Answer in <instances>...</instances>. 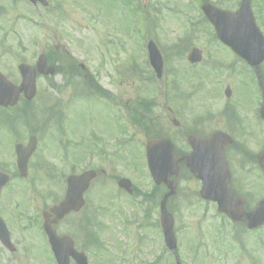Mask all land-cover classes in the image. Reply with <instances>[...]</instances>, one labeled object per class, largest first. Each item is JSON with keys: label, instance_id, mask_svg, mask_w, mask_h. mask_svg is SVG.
<instances>
[{"label": "rangeland", "instance_id": "1", "mask_svg": "<svg viewBox=\"0 0 264 264\" xmlns=\"http://www.w3.org/2000/svg\"><path fill=\"white\" fill-rule=\"evenodd\" d=\"M137 1L48 0L49 7L44 8L22 1L0 0V70L7 76L17 77L14 58L20 48H27L33 54V64L42 53L52 54L51 50L58 47L56 51L70 55L76 65L83 63L84 73L110 93L106 101L99 99L98 93L95 94L98 97L90 95L83 75L70 79L71 85L64 75L56 77L51 84L40 77L34 106L41 108L45 99L47 103L60 100L64 112L62 127L40 133V127L32 125L29 130L39 132L36 135L47 148L41 157L47 164L45 171L56 176V180L45 181L44 187H56L60 190L57 193H63L64 184L57 174L65 176L72 170L80 172L89 167L105 172L88 192L86 208V212L93 211L96 216L98 236L104 246L107 241L132 246L133 236L146 239L136 261L152 264L158 256L160 240L156 234L148 235V227L138 228L137 223L147 226L156 222L158 211L146 204L140 205L142 199L115 194L120 190L114 179L128 178L139 190L151 193L155 185L143 153L148 134L160 133L178 141L179 131H185V135L193 133L192 125L197 126L196 122H200L195 130L201 136L223 131L219 111L232 102L244 116L258 107L260 94L258 98L250 70L229 49L214 41L215 32L201 12L204 1L233 12L239 0H148L145 8ZM139 4L149 9V14L136 13ZM253 8L264 33V0L253 1ZM150 40L162 51L165 69L161 80L155 77V84L146 86L138 76L154 75L143 55L146 53L143 47ZM192 48L200 49L204 55L201 64L194 67L187 61ZM5 49L12 52L5 53ZM173 82L178 95L171 88ZM227 86L232 90L235 87L231 100L224 96ZM191 94L189 101L182 97L176 100L173 96ZM154 100L153 113L148 115L151 125L146 122L145 127L137 120L133 121L136 125L131 124L128 108H135L140 101ZM207 113L213 114L211 122L205 118ZM142 116L141 113L139 118ZM174 121L179 122V128ZM17 126V123L8 125L15 131ZM26 134L24 131L20 135L26 138ZM10 138L5 132L0 133V141ZM60 143L70 151V164L63 161L56 147ZM238 143L254 155L263 148L251 137ZM88 146L95 150L93 159L87 158ZM249 171L250 175L239 172L235 183L242 195L247 196L248 207L254 208L264 199V171L255 165H250ZM200 189L197 180L180 179L178 194L169 203L179 240V260L183 264H264V229L241 232V226H234L217 213L216 205L200 198ZM146 208L151 211L148 219ZM133 221L135 226H126ZM118 258L123 259L119 255ZM119 261L115 264H127L126 260Z\"/></svg>", "mask_w": 264, "mask_h": 264}, {"label": "flooded vegetation", "instance_id": "2", "mask_svg": "<svg viewBox=\"0 0 264 264\" xmlns=\"http://www.w3.org/2000/svg\"><path fill=\"white\" fill-rule=\"evenodd\" d=\"M14 59L18 67L32 62L33 54L27 48H20L16 51ZM19 79H21L20 76H15L11 80L16 83ZM259 111L257 109L253 111L254 113H246L239 122L237 121L234 135L236 137L240 135V140L251 137L264 147V120ZM18 112L14 108H2L0 116L2 119L12 122ZM20 112L25 111L22 109ZM150 122L152 123V120ZM24 131L27 133L26 138L18 135L20 133L18 130L5 129L6 134L11 138L4 142L0 141V171L8 174L11 179L10 184L3 188L0 194V216L6 223L10 240H7L3 235L0 236V264H57L44 226L46 219L54 220L55 217L50 211L52 207L65 199L67 188L63 189V193H57L60 191L58 188L43 186L45 181L50 179V174L45 171L46 163L41 159L47 148L43 147L42 141L39 140L36 142L37 147L28 162V174L22 177L18 167L16 146L18 144L28 146L30 137H33L35 133L28 127H23L21 134ZM240 140H235L232 150L231 148L225 150L229 164H236L235 159L237 155H240L242 148V144L238 143ZM180 144L183 147L179 149L177 146L176 149L178 156L182 159L179 176L190 173L184 159L191 151L188 140L182 139ZM247 157L251 163L254 161L252 156L248 155ZM256 160L258 163V156ZM85 198L87 205L88 196ZM54 227L58 236L71 237L73 250L78 254L86 255L89 264H115V261L120 260L118 255L123 258L122 260H126L127 264H132L131 262L133 260L135 262L141 254L143 240L146 241V239L135 235L132 246L130 244L118 246L113 241H107L104 246L97 233V220L93 211L86 214L83 213V210L80 213H71ZM151 232L157 234L156 236L160 240V250L155 258V263L152 264H166L167 260V264H178L177 253H171L163 247L160 222L154 224ZM99 255L101 256L99 257ZM69 264H76L73 257L69 259ZM135 264L140 263L136 261Z\"/></svg>", "mask_w": 264, "mask_h": 264}, {"label": "water", "instance_id": "3", "mask_svg": "<svg viewBox=\"0 0 264 264\" xmlns=\"http://www.w3.org/2000/svg\"><path fill=\"white\" fill-rule=\"evenodd\" d=\"M38 1L45 4L44 0H32L35 4ZM203 11L215 26L219 38L251 66L257 67L264 61V38L256 27L251 11V0H242V6L237 14L222 12L211 6H204ZM149 49L152 64L160 76L162 74V61L153 44L150 45ZM201 56V52L195 50L190 55L189 60L192 63H197L201 61ZM38 66L41 72L45 74L51 73L47 68L45 58L40 59ZM35 75V71H31V74H24L23 90L30 100L35 96L36 92ZM4 91L7 92L6 95ZM20 92V90L8 85L0 74V105L9 106L16 104ZM227 95L230 97L229 90ZM229 143L230 140L223 134H217L209 141L192 139L191 144L194 153L188 159V166L196 178L202 181L201 196L205 200L216 202L219 212L227 215L234 222L246 221L248 228L255 230L264 225V202L255 211L246 213L243 201L231 189L230 174L223 156V147ZM146 148L150 170L155 182L157 184H167L169 178L178 173L179 160L175 158L173 147L167 140H153L147 143ZM260 163L264 166V152L260 155ZM95 178L96 173L91 171L80 177H71L69 179L67 200L53 209V213L57 215L58 220L64 218L72 209L77 211L83 207L82 196L88 189L90 182ZM119 185L121 188L130 191L131 185L129 181L122 180ZM168 187L171 189V193L175 194L176 184H170ZM163 224L171 243V240H173V220L165 212ZM54 233L53 229L51 231L48 230L50 240L59 257L60 254L57 247L59 241Z\"/></svg>", "mask_w": 264, "mask_h": 264}]
</instances>
